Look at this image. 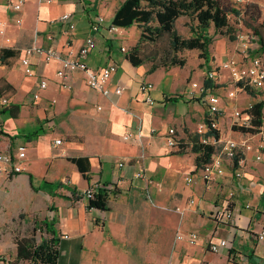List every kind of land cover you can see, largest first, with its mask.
<instances>
[{"label": "crops", "instance_id": "obj_1", "mask_svg": "<svg viewBox=\"0 0 264 264\" xmlns=\"http://www.w3.org/2000/svg\"><path fill=\"white\" fill-rule=\"evenodd\" d=\"M15 2L0 0V108L7 100L6 106L21 111L17 118L0 115L3 132L11 138H0V151L17 156L24 147L26 157L21 173L0 174V264H43L18 260L15 228L25 215L38 228V242L51 236L45 220L60 237L55 264H140L135 252L152 257L146 264H264V240L259 239L264 231V163L248 154L241 178L229 169L206 182L193 151L207 109L190 84L207 85L204 68L213 69L236 50L221 41L210 48L208 60L198 50L187 51L184 67L149 73L150 66H133L127 50L122 51L129 38L122 32L129 29L106 31L124 0H27L21 10ZM65 14L72 18L61 20ZM99 16L106 23L95 34L97 47L86 65L95 72L117 66L107 84L109 95L89 87L83 70L74 71L72 89H64L58 76L61 59L46 62L33 56L36 75L25 73L27 48L54 47L66 58L69 45L79 49ZM41 79L48 82L46 89L40 88ZM144 81L154 84L153 105L141 92ZM209 86L223 97L224 128L230 119L222 94L230 88L228 72L221 71L218 82ZM118 88H123L120 95ZM172 128L183 141L182 150L166 143ZM235 134L226 133L240 137ZM74 158H89V179ZM92 187L109 194L107 210L89 208L84 192ZM228 202L235 220L215 219V207ZM189 233L198 234L196 244L187 241ZM222 240L229 245L211 252L210 245Z\"/></svg>", "mask_w": 264, "mask_h": 264}, {"label": "built area", "instance_id": "obj_2", "mask_svg": "<svg viewBox=\"0 0 264 264\" xmlns=\"http://www.w3.org/2000/svg\"><path fill=\"white\" fill-rule=\"evenodd\" d=\"M27 0H16L15 9L21 10ZM242 1V0H237ZM72 18V14H65L61 20L67 21ZM19 22V21H18ZM106 19L99 16L97 21L92 25V34L84 39L83 45L79 49H74L69 45L68 56L61 58L59 52L54 47L43 48L40 46L29 47L25 50V57L22 60L25 73L34 76L35 71L31 63V57L39 56L44 61L50 62L54 59H61L62 67L58 71L61 79V86L64 89H72L71 76L76 70H83L87 75V84L92 89L98 90L105 95H109L111 91L107 88V84L114 73L117 72L116 65H108L100 72L91 70L86 65V59L97 47L95 34L99 33L102 26H105ZM73 28V26H72ZM108 34H115L122 31L123 28L110 24L105 27ZM256 35L253 30L246 29L242 24L236 33L237 49L236 55L231 56L220 65L206 72V81L216 84L221 78V71H226L230 77V88L228 89V98L238 100L239 94L246 93L249 89L264 91V60L260 56L253 54V46L255 44ZM125 52L126 49L122 48ZM48 82L41 79L40 88L46 89ZM141 92L148 104H155L151 92L154 84L149 81L141 83ZM192 92H199L201 100L206 106L207 114L203 123L197 127L198 141L200 145H211L214 147L212 161L201 170L204 181H213L215 178L224 176L229 169H232L236 178H241L247 166V155L252 154L256 163H264V115L262 123L259 126L254 125L255 116L252 113L253 105L248 108H233L230 118L231 127L238 128L239 138L228 137L221 126V118L223 116V97L215 92L213 86H207L205 83L192 82L190 84ZM123 88H118L115 93L122 94ZM35 99L40 97L39 93L33 96ZM8 104L7 100H3V105ZM1 116H0V125ZM156 132V130H153ZM167 145L170 148H177L183 145V141L179 137L177 130L172 128L165 136ZM61 141H57L59 144ZM26 150L24 147L19 149L17 156L11 153L0 151V174L12 176L23 171L21 160L25 159ZM140 177V176H139ZM188 182L192 183L193 178L189 177ZM96 192L95 189L88 188L84 192V196L89 200L93 199ZM179 210V209H178ZM212 216L221 221L233 222L235 220V212L231 208L230 202L226 205L216 206ZM68 236H66L67 238ZM179 239H184L178 236ZM187 241L190 244H196L199 236L197 233H189ZM260 240H264V231L259 235ZM229 245L228 240H222L218 243L210 245V251L219 253L223 248Z\"/></svg>", "mask_w": 264, "mask_h": 264}, {"label": "trees", "instance_id": "obj_3", "mask_svg": "<svg viewBox=\"0 0 264 264\" xmlns=\"http://www.w3.org/2000/svg\"><path fill=\"white\" fill-rule=\"evenodd\" d=\"M181 17H189L196 23L191 27V37L179 34L176 22ZM112 24L123 29L138 26L142 29L141 42L156 45L166 42V45L152 54L146 52L141 44L127 52V60L135 67L150 62L149 73H154L161 68L184 67L187 63L184 54L187 51L198 50L201 52L200 57L208 60L210 46L213 43L210 34L212 28L215 34L227 36L232 41L236 40L235 30L230 26L229 13L221 0H124L116 11ZM254 33L264 51V22L254 29ZM210 84V81L207 82L208 86ZM263 110L264 101L253 105L255 126L262 123ZM20 111L21 107L17 105L3 106L0 108V115L17 118ZM0 138L11 139L3 132L2 124L0 125ZM183 147L182 145L180 150ZM193 151L197 154L196 166L203 169L211 163L215 150L211 145H200L196 142ZM71 161L78 166L86 179L90 178L89 158H74ZM108 198L109 194L99 189L94 198L89 199V208L107 210ZM43 225L48 227L51 236L42 238L41 242H38L35 234L15 239L18 247V260L43 264H55L59 260L60 237L57 236L55 230L51 229L48 221L45 220Z\"/></svg>", "mask_w": 264, "mask_h": 264}, {"label": "rangeland", "instance_id": "obj_4", "mask_svg": "<svg viewBox=\"0 0 264 264\" xmlns=\"http://www.w3.org/2000/svg\"><path fill=\"white\" fill-rule=\"evenodd\" d=\"M223 6L226 8L227 12L229 13V20H230V26L235 30V34L237 31L240 29V25L242 24L246 29L253 30L257 27L263 24L264 22V0H242V1H237V0H221ZM196 23L190 19L189 17H181L177 22H176V28L179 32L184 37H191L192 36V31L191 27H193ZM124 35H126L128 38V41L126 44H124V48L127 50V52L132 49L134 46L141 44L142 48H145L146 52H149L150 54L154 53L158 49L162 48L164 45H166V42L159 43L158 45L156 44H150V43H145L141 42V33L142 29L139 28L138 26H134L133 28L126 30V32H122ZM210 34L213 38V43L210 46V48H217L218 46L216 45L218 42H225L228 47H232L234 50L237 49V42L236 40L233 42L229 37L227 36H222L220 34H215L214 28L210 30ZM254 52L253 54L255 56H260L264 60V51L261 49L260 45L258 44V38L256 37L255 39V44L253 46ZM186 53V52H185ZM232 56V55H231ZM230 56V57H231ZM184 57V56H183ZM227 56V58H230ZM148 66L151 65L150 62L147 63ZM205 67V65L203 66ZM204 71H206V68H204ZM222 94L224 96L225 100V109L229 107L230 105V110L227 111L226 117L231 118L233 108H248L251 105H254L256 103L264 101V91H258L254 89H249L246 91V93L239 94L238 100H231L228 98V90L224 89L222 90ZM250 95V97H247V95ZM247 98L248 100L243 103V99ZM263 115H264V110H263ZM225 134H229L233 132L238 133V128L237 127H231L230 119L227 125L223 128ZM236 135V134H235ZM239 135V134H237ZM236 135V136H237ZM238 137V136H237ZM262 182L264 183V179H262ZM26 216H31V215H25ZM25 217L21 218L20 223L21 227H16L15 228V239L17 237H22L23 235L25 236H30L32 234H37L39 231L35 228V223H28L25 219ZM27 222L26 225H24V222ZM19 221H17L15 224L17 225ZM19 229V231H18ZM136 261L140 264H146L148 261L151 262L152 257L149 256L147 253H142L140 254L139 252H135L134 254Z\"/></svg>", "mask_w": 264, "mask_h": 264}]
</instances>
